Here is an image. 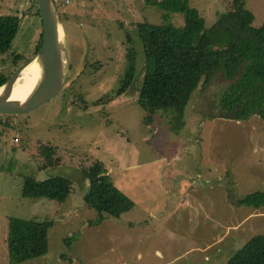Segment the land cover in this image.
Instances as JSON below:
<instances>
[{
	"label": "rangeland",
	"instance_id": "1",
	"mask_svg": "<svg viewBox=\"0 0 264 264\" xmlns=\"http://www.w3.org/2000/svg\"><path fill=\"white\" fill-rule=\"evenodd\" d=\"M27 1L0 0V16H22L11 49L0 55V72L8 77L18 68L13 55L28 61L39 39L38 15L21 14L30 10ZM244 1L259 27L264 0ZM190 4L209 27L229 0ZM56 5L61 18L66 12L68 79L50 103L8 120L12 127L0 119V264H11L6 249L10 216L52 223L48 254L18 264H227L251 238L264 233V208L236 202L264 191V120L257 114L243 120L217 116V97L227 85L219 74L194 92L185 110L186 130L173 131V113L162 111L145 127L135 102L139 82L129 88L122 84L127 35L136 21H163L161 12L146 0H60ZM133 47L140 80L144 57L137 41ZM44 146L55 148L56 166L40 171ZM96 159L107 163L134 205L120 218L107 217L92 226L88 221L98 212L84 201L89 185L82 172ZM135 168L147 186L136 183ZM54 175L71 181L65 201L22 196L25 177ZM148 186L160 190L151 214L143 196Z\"/></svg>",
	"mask_w": 264,
	"mask_h": 264
},
{
	"label": "trees",
	"instance_id": "2",
	"mask_svg": "<svg viewBox=\"0 0 264 264\" xmlns=\"http://www.w3.org/2000/svg\"><path fill=\"white\" fill-rule=\"evenodd\" d=\"M190 1L146 0L161 12L163 21H136L132 24L134 32H128L127 67L122 84L129 88L139 82L135 102L143 111V124L149 128L157 112H172V130L180 132L186 123V107L199 84L204 89L219 74L227 85L217 97V116L243 120L257 114L264 120V20L259 27L254 26L255 14L246 7L245 1L229 0L225 11L206 27L204 17ZM29 2V12L22 10L21 14H35L40 18L36 54L43 40L42 18L35 0ZM65 14L63 12L62 19ZM21 18L20 15L0 16V55L11 49L20 30ZM174 18L182 22L174 23L171 21ZM134 41L139 43L145 62L140 80L136 78ZM13 60L17 68L27 59L15 54ZM8 78L0 72V86ZM13 118L0 117L7 120L2 122L7 128L12 127L8 120ZM41 155L40 171L54 169L55 148L44 146ZM82 176L89 185L84 201L98 212L96 219L88 221L90 225L99 226L107 217L120 218L133 207V201L116 185L105 161L94 160ZM70 191L71 181L64 175L43 179L27 176L21 188L23 197L49 198L58 202L65 201ZM238 203L264 208V191L247 194ZM8 218L6 249L11 264L48 254L50 221ZM227 264H264V233L251 238Z\"/></svg>",
	"mask_w": 264,
	"mask_h": 264
},
{
	"label": "water",
	"instance_id": "3",
	"mask_svg": "<svg viewBox=\"0 0 264 264\" xmlns=\"http://www.w3.org/2000/svg\"><path fill=\"white\" fill-rule=\"evenodd\" d=\"M35 2L42 18V45L31 59L18 67L0 86V117L27 116L36 112L58 96L68 79L70 57L64 43L63 20L56 2L55 0H35ZM34 63L40 67V78L33 91L25 101H9L10 92L22 72Z\"/></svg>",
	"mask_w": 264,
	"mask_h": 264
},
{
	"label": "bare ground",
	"instance_id": "4",
	"mask_svg": "<svg viewBox=\"0 0 264 264\" xmlns=\"http://www.w3.org/2000/svg\"><path fill=\"white\" fill-rule=\"evenodd\" d=\"M61 34L62 30L60 28ZM40 78V67L34 63L27 67L21 74V77L16 82L13 90L9 95V101L22 102L25 101L33 91Z\"/></svg>",
	"mask_w": 264,
	"mask_h": 264
},
{
	"label": "crops",
	"instance_id": "5",
	"mask_svg": "<svg viewBox=\"0 0 264 264\" xmlns=\"http://www.w3.org/2000/svg\"><path fill=\"white\" fill-rule=\"evenodd\" d=\"M27 1V0H26ZM185 117H187V119L185 120L186 121V123H185V127L183 128L184 130H186V128H187V125H188V116H187V114L185 113ZM197 120V119H196ZM196 122V121H195ZM196 125V124H195ZM192 127H193V123L191 122V124H190V129H189V132H193V130H192ZM190 133V134H191ZM190 154H188V156H189ZM195 155V153L193 154V156ZM192 161L196 164V163H198L197 162V160H193L192 159ZM181 166H183V165H181ZM180 166V167H181ZM138 168V167H137ZM137 168H135V171H136V174H137V176L135 175V177H136V183L138 182L139 184H143V185H145V186H147L146 185V179L145 178H141L142 177V172H141V170H139L138 169V171L136 170ZM183 168H185V169H187V165H184L183 166ZM182 170V169H181ZM111 174H112V172H111ZM112 176H113V174H112ZM113 179H114V181H115V183H116V185L120 188V190H122L126 195L128 194L127 192L128 191H126V190H124V189H122V187H120V185L117 183V181H116V179L114 178V176H113ZM148 179V181L150 182V184H152V180H151V177H148L147 178ZM123 180V179H122ZM120 183H121V180H120ZM123 184V183H122ZM123 186V185H122ZM181 188H183V189H185L186 191H188V189H187V187H185V185H183V187H181ZM146 192H148V194H146ZM160 193V190H159V188L158 187H151V186H148L147 188H146V191H145V193H144V195L143 196H145V200H147V203H148V205H147V210H148V212H149V214H151V213H153V212H155L154 211V203H155V199L158 197V194ZM138 197H141L142 198V194L141 193H137L136 194ZM81 199V198H80ZM240 199V198H239ZM239 199L237 200V201H239ZM75 204H78V203H80V204H78V205H81L82 204V200H77L76 202H74Z\"/></svg>",
	"mask_w": 264,
	"mask_h": 264
},
{
	"label": "built area",
	"instance_id": "6",
	"mask_svg": "<svg viewBox=\"0 0 264 264\" xmlns=\"http://www.w3.org/2000/svg\"><path fill=\"white\" fill-rule=\"evenodd\" d=\"M66 1H68V0H66ZM27 3H28V1H27ZM15 141L17 142V141H18V139L16 138V139H15Z\"/></svg>",
	"mask_w": 264,
	"mask_h": 264
},
{
	"label": "flooded vegetation",
	"instance_id": "7",
	"mask_svg": "<svg viewBox=\"0 0 264 264\" xmlns=\"http://www.w3.org/2000/svg\"><path fill=\"white\" fill-rule=\"evenodd\" d=\"M132 87V86H131ZM230 187V186H229ZM230 189H231V187H230ZM240 198V197H239ZM237 203H238V201H236Z\"/></svg>",
	"mask_w": 264,
	"mask_h": 264
}]
</instances>
